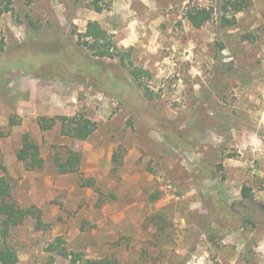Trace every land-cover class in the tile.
I'll use <instances>...</instances> for the list:
<instances>
[{
    "label": "rangeland",
    "instance_id": "rangeland-1",
    "mask_svg": "<svg viewBox=\"0 0 264 264\" xmlns=\"http://www.w3.org/2000/svg\"><path fill=\"white\" fill-rule=\"evenodd\" d=\"M92 1L3 0L11 10L0 15V177L42 222L28 218L12 229L17 264H67L56 238L110 264H264V0H252L231 28L218 23L226 0H98L101 12ZM191 6L212 7L213 20L193 28L184 17ZM89 21L151 73L152 100H142L112 50L81 52L93 68L116 66L130 99L96 74L29 71L28 61L43 58L30 36L76 47ZM75 114L96 124L86 141L62 136L57 120L48 131L37 125ZM164 118L206 127L186 139L191 149L167 137ZM24 133L40 146L42 169L17 160ZM68 149L81 160L60 174L54 158L65 160ZM242 187L251 199L241 198Z\"/></svg>",
    "mask_w": 264,
    "mask_h": 264
},
{
    "label": "trees",
    "instance_id": "trees-1",
    "mask_svg": "<svg viewBox=\"0 0 264 264\" xmlns=\"http://www.w3.org/2000/svg\"><path fill=\"white\" fill-rule=\"evenodd\" d=\"M93 0L90 5L95 12H101L103 7ZM0 15L7 13L11 10L8 4H4L0 0ZM252 5V0H226L219 4L222 14L218 17L219 27L231 28L237 25L238 20L236 14L245 12ZM184 17L190 25L199 29L206 23L214 18V9L212 7L191 6L185 10ZM37 34L34 33L30 36L32 44L41 45L40 54L42 55L41 62L36 60L28 61L29 71L37 72H51L60 77H65L71 74L81 75L82 72L97 75L99 83L106 89L113 92L118 98L130 99L128 90L131 85L127 78L121 75L116 69V66L108 65L101 67L96 65L92 67L89 59L82 54L81 51L90 53L92 56L99 57L104 55L109 50H112L117 57L118 67L126 70L129 79L141 93L142 100H152L155 94L148 86L151 80V73L136 64L131 59V48L121 49L113 41L112 35L109 34L97 21H89L86 24L85 31L77 34L76 47L65 44L62 40L55 41H42L36 38ZM60 44V45H59ZM78 47V48H77ZM219 50L223 46L218 44ZM5 51L4 40L0 39V55ZM218 52V51H217ZM217 60L222 57L219 53L216 56ZM31 75L34 76V73ZM141 100V99H140ZM60 123V134L64 137H69L77 141L88 140L96 129V124L81 115L72 116H55L52 118L40 117L37 119V125L41 131H48L53 127L55 121ZM200 120V119H199ZM201 122V121H200ZM197 124L188 126L180 119H167L161 120L160 124L166 131L167 137L176 143L183 144L187 147H194V143L188 142L186 139L198 137L206 126ZM17 122L14 118H10L9 126L16 125ZM4 133L0 130V142ZM192 149V148H191ZM1 150V146H0ZM16 158L21 162L27 171H34L42 169L45 164L44 158L40 154V146L28 134L24 133L21 136V145L16 151ZM81 157L78 152L67 150V157L65 160L56 156L54 158V165L60 174L73 173L77 170ZM119 160L113 155V165L116 169ZM221 164L217 165L218 170H223ZM88 186H92L89 182ZM12 187L10 182L5 177H0V264H17L18 256L16 249L9 241V237L13 228L23 225L28 219L32 218L36 221L37 225H41L40 211L34 207H23L12 199ZM251 190L248 187H242L241 198L251 199ZM158 200V196L153 198V201ZM64 241L61 238H56L55 246L57 254L67 260V264H110L109 260H87L84 258L82 252H70L63 246ZM53 258H49V263L52 264Z\"/></svg>",
    "mask_w": 264,
    "mask_h": 264
}]
</instances>
